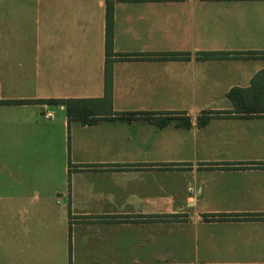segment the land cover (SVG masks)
<instances>
[{"label":"crops","instance_id":"obj_1","mask_svg":"<svg viewBox=\"0 0 264 264\" xmlns=\"http://www.w3.org/2000/svg\"><path fill=\"white\" fill-rule=\"evenodd\" d=\"M3 53L0 101L96 121L0 105V264H264V110L228 99L264 83V0H0Z\"/></svg>","mask_w":264,"mask_h":264},{"label":"trees","instance_id":"obj_2","mask_svg":"<svg viewBox=\"0 0 264 264\" xmlns=\"http://www.w3.org/2000/svg\"><path fill=\"white\" fill-rule=\"evenodd\" d=\"M106 29H105V54L108 57L112 56V40H113V14H112V8L110 3H108L107 8H106ZM203 58L205 59H222V58H226L225 54L223 53H208V54H203L202 55ZM256 81V79H255ZM105 83L107 85V87L111 84V72L109 71V65H108V61H107V68H106V73H105ZM254 83V81H253ZM253 89H249V92L252 91ZM248 92V90H241V89H234L231 92H229L228 94V99L232 102L233 106L236 108L239 107H244L241 106L242 104H239L237 102V99L240 100H247L250 99L249 97H243V96H239L238 94H242V93H246ZM109 92L108 90L105 93V97L102 101H100L101 104L103 105H109L110 104V98H109ZM32 103H40V104H45V105H62L65 107L66 110V114L67 116L71 119H76V120H80L82 123H94L96 120H92V121H85L84 118L90 116V114H87L84 112V108H86L87 106H89L91 103L93 104L94 101L92 100H41V101H0V105H7V104H17V105H23V104H32ZM94 105V104H93ZM252 106H248V107H252V108H257V109H262L264 110V101L261 100V106H257L256 103H251ZM218 115H224L223 112H213V111H207L204 112L202 114V116L198 119V126L202 127L204 125H206L208 123V121L210 119H212L213 117H216ZM128 119L127 120H131L132 117H134L135 115L133 114H126L125 115ZM185 126H189V122L187 120V122L185 123ZM174 218V216H166V218ZM251 217V216H250ZM254 217V216H252ZM218 220L220 221H224V220H228L229 218L226 216H218L217 217ZM204 220H207L206 218H204Z\"/></svg>","mask_w":264,"mask_h":264},{"label":"rangeland","instance_id":"obj_3","mask_svg":"<svg viewBox=\"0 0 264 264\" xmlns=\"http://www.w3.org/2000/svg\"><path fill=\"white\" fill-rule=\"evenodd\" d=\"M2 44H3V47H4V41L2 42ZM14 50L15 49H13V51ZM3 58H4V53L1 56L0 60L3 59ZM261 79H262L261 77H256L257 81H254V83H251L250 87L253 89L252 91L246 92V93H242V94H238L239 96H245V97L247 96V97L250 98V99H247V100L237 99V102L239 104H242L241 106H245V107L252 106L251 103H253V102L256 103L257 106H259V107L261 106L260 105L261 104V100L264 101V83L261 82ZM260 82H261V88H257L258 85L260 84ZM186 257H187L186 261H191L193 264H204L205 261H216L217 263H222V262L236 263V262H242V261H248V262L251 261V260H248V259H222L221 257L215 258L214 260H206L207 258H200L199 256H197V255H195L193 253L192 254L188 253ZM174 260L180 261L181 259L178 258V259H173V260H159V261H174ZM182 261H184V260H182ZM248 262H244V263L248 264Z\"/></svg>","mask_w":264,"mask_h":264},{"label":"water","instance_id":"obj_4","mask_svg":"<svg viewBox=\"0 0 264 264\" xmlns=\"http://www.w3.org/2000/svg\"><path fill=\"white\" fill-rule=\"evenodd\" d=\"M47 109H48L49 111H54V110H55V107H54V106H48Z\"/></svg>","mask_w":264,"mask_h":264}]
</instances>
